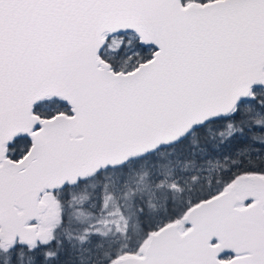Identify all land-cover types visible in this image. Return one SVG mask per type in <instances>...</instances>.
<instances>
[{"label": "snow or ice", "instance_id": "1", "mask_svg": "<svg viewBox=\"0 0 264 264\" xmlns=\"http://www.w3.org/2000/svg\"><path fill=\"white\" fill-rule=\"evenodd\" d=\"M0 264H264V0H0Z\"/></svg>", "mask_w": 264, "mask_h": 264}]
</instances>
